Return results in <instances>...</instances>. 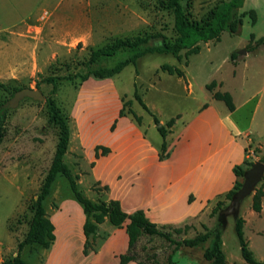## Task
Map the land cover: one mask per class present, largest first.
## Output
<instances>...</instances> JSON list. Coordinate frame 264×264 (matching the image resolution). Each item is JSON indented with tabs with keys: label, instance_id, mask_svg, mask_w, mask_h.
<instances>
[{
	"label": "rangeland",
	"instance_id": "rangeland-1",
	"mask_svg": "<svg viewBox=\"0 0 264 264\" xmlns=\"http://www.w3.org/2000/svg\"><path fill=\"white\" fill-rule=\"evenodd\" d=\"M21 1L24 4L0 0V22L16 14L18 17L23 15L32 0ZM180 1L186 6L189 19L205 21L211 18V12L221 1L227 0ZM251 8L253 14L249 12ZM231 18L240 20L237 30L230 32L225 27L219 39L198 42V52L183 49L177 57L147 53L138 58L136 66L128 64L109 78L56 80L54 93H50V84L40 82L42 77L51 73H74L91 50L115 39L152 36L146 44L119 50L97 65L110 67L146 45L172 42L176 31L166 0H42L12 32L0 31V84L6 86H0V103L7 108L4 136L0 142V264L16 254L17 244L27 232L32 216L31 203L53 157L58 128L47 120L49 98L69 116V142L63 161L76 177L79 190L95 202L107 201L108 190H94L95 182L89 174L88 148H84L75 136L78 127L71 111L81 90L95 87L112 90L126 116L134 121L130 110L139 117L138 128L156 147L162 140L157 124L134 98L135 89L160 124L167 127V147L174 136L171 133L184 123L182 118L194 110L206 103L226 110L221 100L214 102L211 97L215 91L228 92L238 106V111L228 120L229 125L236 127L235 132L247 129L253 141L245 147V158L264 159V41L258 43V38L264 36V0H240L239 5L230 10ZM35 54L41 59L36 70ZM168 67L179 68L182 75L170 73ZM25 87L39 89L43 98L23 97L11 106L9 100L14 93ZM92 102L91 99L90 104ZM82 112L85 113L80 110V114ZM96 115L91 114L94 116L91 120H95ZM171 119L172 125L167 126ZM257 187L264 188V175ZM251 196L246 197L236 211L224 214L226 226L221 235V247L226 264H248L241 256L234 231L236 217L244 219L243 236L253 257L264 261V196L259 212L251 207ZM229 202L222 196L194 217L157 226L176 240L191 238L213 228L218 213H222ZM43 206L50 220L54 219L61 226H56L57 233L54 232L55 238L49 247L31 244L21 248L20 257L26 264H116L111 257L97 254L112 230L107 219L97 228L93 248L88 249L86 255L82 254L84 214L64 176L55 177ZM69 221L76 224L72 239L67 238L68 226H64ZM57 239H62L60 243L64 244L59 254L55 253ZM210 245L211 239H207L197 246H181L172 251L173 245L168 240L142 234L132 248H125L121 254L132 255L137 264H165L170 254V264H208L202 253ZM115 257L118 256L115 254Z\"/></svg>",
	"mask_w": 264,
	"mask_h": 264
},
{
	"label": "crops",
	"instance_id": "crops-1",
	"mask_svg": "<svg viewBox=\"0 0 264 264\" xmlns=\"http://www.w3.org/2000/svg\"><path fill=\"white\" fill-rule=\"evenodd\" d=\"M13 1L24 4L21 0ZM41 1L32 0L23 15L16 14L0 22L3 24L0 31L12 32ZM39 61L35 54V70L40 67ZM89 90L79 91L73 104L71 117L78 127L75 136L88 148V162L93 161L89 172L92 180L97 186L107 185V199L117 200L123 211L141 209L156 224L179 223L198 215L233 187L236 179L233 167L243 162L245 147L253 142L247 129L235 132L236 127L229 125L228 120L238 111L237 105L229 111L206 103L182 118L184 123L171 133L174 136L167 147L169 156L158 160L157 147L144 136L138 124L126 115L117 116L121 102L113 97V91L107 88L102 100L94 98L90 104ZM211 100L220 101L212 97ZM80 110L86 114H80ZM91 114H97L95 120H91L94 119ZM98 144L109 151L94 158V147ZM51 220L56 234V225ZM83 220L84 217L82 223ZM111 227L97 254L111 257L118 264L115 254L118 256L127 248V234L125 226Z\"/></svg>",
	"mask_w": 264,
	"mask_h": 264
},
{
	"label": "trees",
	"instance_id": "trees-1",
	"mask_svg": "<svg viewBox=\"0 0 264 264\" xmlns=\"http://www.w3.org/2000/svg\"><path fill=\"white\" fill-rule=\"evenodd\" d=\"M240 3V0H227L221 1L213 11L211 12V18L205 21L191 20L187 17L186 6L182 4L180 0H166V7L172 11L173 14V25L176 31V36L172 42L159 41L152 45H146L142 50H137L127 58L117 61L114 65L101 66L97 63L103 58H107L115 54L117 51L127 48H136L143 44H146L152 36L136 35L133 38H118L112 43L106 44L102 47L93 49L86 60L80 63L79 68L74 73H67L64 75H58L55 73L48 74L40 79L41 83L51 85L50 93H54L56 90V80L66 79L74 80L79 79L85 81L89 77L94 78H109L119 73L126 65L132 64L137 65L138 58L142 57L147 53H164L170 54L174 57L179 56L181 50H189L192 52H198V42H206L212 39H219L221 32L225 27L230 32L237 30L240 20L238 18L229 19V12L231 9L236 8ZM251 14L254 10H249ZM264 41V36L258 38V43ZM167 70L170 73L175 72L178 75H182V71L179 68L168 67ZM1 87L6 88L4 84H0ZM134 98L137 100L139 105L145 109L153 117V121L158 124L160 123L155 115L152 114L148 106L144 103L141 96L134 90ZM212 97L217 100H221L229 111H233L235 105L232 97L228 92L215 91L212 93ZM205 106V104L203 105ZM7 108L0 103V142L4 136V124L6 120ZM130 112L134 121L139 124V117L136 116L132 111ZM48 122L54 123L58 128L57 142L55 145L53 157L48 168V171L44 177L41 188L36 195V198L31 203L32 216L30 218L27 232L24 238L18 242L16 254L3 262V264H26L25 261L20 257V250L24 245L38 244L44 248L49 247L51 242L54 240V225L46 214L43 200L50 191V186L57 175L64 176L68 182L69 188L73 194L75 200L81 205L82 212L84 214V220L81 226L82 233L84 236V242L82 247V254L86 255L88 249L93 248V240L96 236L98 225L105 219L108 222L120 228L122 224L127 220L125 224V232L127 234V249L133 247L135 242L142 234L157 235L168 240L172 245V251H175L181 246L194 247L200 243L211 239V245L203 250L202 256L208 262V264H226L224 252L222 250L221 235L224 227L226 226V217L223 213H218L217 222L210 230L198 234L191 238H184L176 240L162 228L158 227L156 223L150 221L144 214L143 210L137 209L131 213L123 211L120 204L115 199H109L107 201H92L87 198L78 188L76 177L70 172L69 167L64 163L63 156L67 151L69 142V116L63 113L60 108L56 105L52 98L48 99L47 107ZM123 105L119 109L117 116H125ZM116 122L111 124L110 129H113ZM173 119H171L167 126L172 125ZM162 140L157 147V158L163 160L169 156L167 149V143L165 136L168 132L167 127L160 124L156 127ZM109 151V148L103 145H95L94 147V158H98L100 155H104ZM264 162V159H259ZM253 160H243L241 164H236L233 167V172L236 176L233 187L225 193L226 199H231L233 194L241 186V178L245 170L251 166ZM93 165V161L90 162ZM246 166V167H245ZM94 190L100 192L108 190L107 185L101 187L97 186L95 182ZM264 195L262 187L255 188L251 196V207L255 212L261 210V198ZM190 199V198H189ZM220 204L221 202H217ZM244 219L242 217H236L234 221V231L239 242L240 253L242 258L248 264H264V261L256 260L253 257L251 250L247 245V241L243 236L242 224ZM134 257L130 254H119L118 264H127L129 261H133ZM171 263V254L167 258L165 264ZM140 264V263H138Z\"/></svg>",
	"mask_w": 264,
	"mask_h": 264
},
{
	"label": "water",
	"instance_id": "water-1",
	"mask_svg": "<svg viewBox=\"0 0 264 264\" xmlns=\"http://www.w3.org/2000/svg\"><path fill=\"white\" fill-rule=\"evenodd\" d=\"M23 97L43 98V95L41 91L36 88H21L14 93V96L9 100V104L12 106ZM159 125L160 123L157 124V126ZM263 175L264 162L259 160L253 161L251 166L248 167L243 174L241 186L235 191L229 204L221 210V212L228 215L236 211L241 202L254 192L257 183L261 180Z\"/></svg>",
	"mask_w": 264,
	"mask_h": 264
},
{
	"label": "bare ground",
	"instance_id": "bare-ground-1",
	"mask_svg": "<svg viewBox=\"0 0 264 264\" xmlns=\"http://www.w3.org/2000/svg\"><path fill=\"white\" fill-rule=\"evenodd\" d=\"M107 90V88L105 87V88H100V87H96V88H92L91 90H89L88 91V97H91V99H93V98H95V99H97V100H102L103 99V97H105L106 96V91ZM74 219H76V218H74ZM57 220H61V219H57ZM65 220V219H64ZM53 221H54V223H55V225L56 226H58L57 225V223L58 222H55V220L53 219ZM62 222V221H61ZM60 226H61V223H60ZM60 226H58V227H60ZM64 226H68V236H67V238L68 239H72L73 238V235H74V233H72L73 231H74V229H76L75 228V226H76V224H75V222H73V221H69V222H67L66 223V225H64ZM67 230V229H66ZM56 232H57V228H56ZM65 232V231H64ZM63 232V233H64ZM61 235H62V233H60ZM60 236V235H59ZM66 238V237H65ZM62 239H57L56 240V243H55V247L57 248L56 250H57V253H59V251H61V249L64 247V244L62 245L61 243H60V241H61ZM71 242V241H70ZM69 242V243H70ZM65 243V242H64ZM67 243V242H66ZM66 245V244H65ZM63 246V247H62ZM68 246V245H67Z\"/></svg>",
	"mask_w": 264,
	"mask_h": 264
},
{
	"label": "built area",
	"instance_id": "built-area-1",
	"mask_svg": "<svg viewBox=\"0 0 264 264\" xmlns=\"http://www.w3.org/2000/svg\"><path fill=\"white\" fill-rule=\"evenodd\" d=\"M248 151L252 153V150H248Z\"/></svg>",
	"mask_w": 264,
	"mask_h": 264
}]
</instances>
